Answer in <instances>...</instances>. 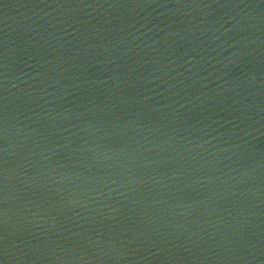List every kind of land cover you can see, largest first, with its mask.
Segmentation results:
<instances>
[{"label": "water", "instance_id": "obj_1", "mask_svg": "<svg viewBox=\"0 0 264 264\" xmlns=\"http://www.w3.org/2000/svg\"><path fill=\"white\" fill-rule=\"evenodd\" d=\"M0 264H264V0H0Z\"/></svg>", "mask_w": 264, "mask_h": 264}]
</instances>
